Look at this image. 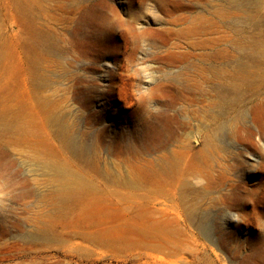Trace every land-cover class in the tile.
<instances>
[{"label":"rangeland","instance_id":"rangeland-1","mask_svg":"<svg viewBox=\"0 0 264 264\" xmlns=\"http://www.w3.org/2000/svg\"><path fill=\"white\" fill-rule=\"evenodd\" d=\"M48 1L52 6L48 13L58 16L61 13L58 9L60 0ZM107 1L122 18L134 11L142 24L155 29L170 28L167 34L156 32L158 39L168 38L166 44L157 48L146 42L132 56L130 48L125 55L116 52L114 48L122 45L119 41L118 44L112 43L114 50L109 46L108 55L96 54L93 58L82 55L75 61L69 57L72 74L61 76L56 71L52 73L54 66L49 67L53 83L45 93L51 98L68 97L60 111L67 114L76 132L92 131L98 136L104 133L100 129L106 128L107 141L102 150L101 166L110 169L124 163V158L118 155V141L123 140L116 138L117 134L135 130L142 124L141 98L147 96L149 100H145V105L159 109L162 98L170 97L172 87L183 82L174 79L185 64L180 59L184 58L181 53L186 49L184 36L177 33L181 24L175 19L181 15H196L202 8H185L186 2H181V7L173 10L171 15L166 11L167 7H162L166 0ZM207 1L208 8L204 13L209 18L213 17L214 9L227 2ZM260 6L263 15L264 0ZM169 7L173 9V6ZM244 16L238 13V17ZM18 19L15 0H0V46L4 49L0 61V93L4 95L16 96L14 88L10 87L15 85L17 77L23 75V72L16 74L15 42L16 36L21 35L26 49L27 39ZM256 20L253 38L260 34L262 43L258 63L251 68L264 73V21L262 16ZM225 25L222 34L225 46L230 49V45L243 35L244 24H241L240 34L226 22ZM245 29L249 31L248 26ZM124 57L128 59L123 60ZM231 60L227 70L238 62V59ZM125 61L126 69L118 68L119 62ZM74 78L85 80L86 89L77 95L76 89L73 90ZM1 83L8 85L7 89H2ZM242 88L246 92L242 101L245 121L256 127V108L264 105V79L256 83V88L247 84ZM111 89L116 92L114 96H109ZM21 95V102L25 104L28 96ZM32 110L34 134L23 136L18 144H10L9 153L0 149V168L6 167L9 156L16 173L11 192L8 189L0 191V264H160L156 261L161 256L178 264H264V129L262 134L250 138L245 134L232 138L226 134L224 137L222 150L212 162L219 164L215 166L216 171L232 177V182L237 185L236 197L232 195L229 204L213 200L226 192L228 186L216 189L206 198L199 196L203 212L207 214L205 226L200 227L198 222L186 219L182 205L177 209L170 208L171 202L161 196L145 208L139 200L126 201L125 195L135 190L111 184L88 194L96 200L61 206L55 178L45 168L44 156L58 157L71 165L73 162L78 165V157L68 149L61 151L64 145L58 132L45 123L46 109L35 98ZM90 112L92 115H88ZM4 113L12 117L14 111L10 107L3 109L0 101V114L3 116ZM99 114L101 117L97 119ZM234 115L235 112L230 110L226 114L228 121L233 120ZM143 128L139 131L142 132ZM3 137L9 139L8 135ZM126 142L130 144L131 141ZM89 172L98 183L105 182L103 175H96L93 168H89ZM192 182L198 184L196 180L192 179ZM192 199L185 197L187 203L193 202ZM154 244L162 246V251L150 249Z\"/></svg>","mask_w":264,"mask_h":264},{"label":"bare ground","instance_id":"bare-ground-1","mask_svg":"<svg viewBox=\"0 0 264 264\" xmlns=\"http://www.w3.org/2000/svg\"><path fill=\"white\" fill-rule=\"evenodd\" d=\"M15 2L22 33L26 31L27 47L25 49L22 36L17 35L16 74L23 72V75L17 77L13 83L15 85L10 87L14 88L16 96L0 93L3 109L8 110L10 107L14 111L12 117L6 113L3 116L0 114V149L9 153L10 144H18L23 136L34 134L32 101L37 99L46 109L45 123L58 132L64 145L61 151L70 150L79 161L78 165L75 162L71 165L58 157L44 156L45 168L55 178L56 194L61 206L92 201L94 198L88 197L89 193L111 184L117 188L135 190L125 195L126 201L139 200L145 208L163 196L171 202L170 208L177 209L182 205L186 219L198 222L203 227L207 214L203 212L204 206L199 196L206 198L216 189L228 186L230 188L226 192L213 197V200L229 204L232 195L236 197L237 185L232 182V177L216 171L215 166L219 164L215 165L212 161L220 154L226 134L231 138L242 134L250 138L263 133L264 105L256 108L254 123L257 126L253 127L245 121V104L242 102L246 96L243 84L256 88V83L264 79L263 72L251 68L258 63L261 52V35L254 38L253 35L258 23L256 19L262 16L264 21V14L261 15L263 8L260 6L263 0H227L225 6L214 9L212 18L204 13L205 8H208L207 0H166L163 3L162 7H167L166 11L171 15L175 9H179L181 2H186L185 8H202L196 15H179L175 19L181 24L177 33L184 36L186 49L181 53L184 58L180 59L185 64L174 79H182L183 82L172 87L170 97L162 98L159 109L154 110L145 105V100H149L147 96L141 98L142 124L135 130L117 134L116 138L123 140L118 141V155L124 158V163L110 169L101 166L102 150L107 141L106 128L100 129L104 133L98 136H94L92 131L80 133L74 130L67 114L60 111L68 97L61 95L58 99L51 98L45 93L53 83L49 67L54 66L52 73L56 71L61 76L69 77L73 72H70L69 57L75 61L82 55L92 58L96 54L108 55L112 43L118 44L116 42L119 41L122 45L114 48L116 52L125 55L130 48L133 56L146 42L157 48L165 45L168 38L158 39L156 32L167 34L171 29H155L142 24L134 11L122 18L110 8L107 0H60L58 9L61 13L58 16L48 13L52 9L48 0ZM169 6H173V9ZM239 12L245 16L238 17ZM225 22L239 34L241 24H244L243 35L230 45V49L225 46L222 34ZM139 24L141 27H137ZM245 26H248L249 31ZM3 52L0 46V61ZM233 58L238 59V62H235L234 68L227 70ZM126 65L127 61L119 62L118 68L124 70ZM76 80L73 79L75 95L86 89L85 80ZM1 85L2 89H7L8 85ZM108 93L109 96L116 94L112 89ZM21 94L28 96L25 104L21 102ZM105 95L108 96L107 93ZM230 110L235 115L233 120L228 121L226 114ZM88 115H92V112ZM100 117L99 114L97 119ZM7 135L9 139H4L3 136ZM126 140L131 141L130 144ZM7 160L6 167L0 168V191L8 189L11 192L16 173L12 170L14 163L11 157L8 156ZM80 167L86 170H80ZM89 168H93L96 175H103L105 182L100 184L91 178ZM192 179L198 184H194ZM111 194L114 195L113 191ZM186 196L192 197L193 202L187 203ZM150 247L156 252L162 251V246L158 244ZM161 257L156 262L178 264L173 259Z\"/></svg>","mask_w":264,"mask_h":264}]
</instances>
